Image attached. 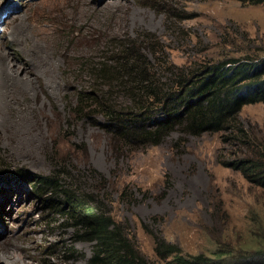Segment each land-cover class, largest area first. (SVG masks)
I'll return each instance as SVG.
<instances>
[{
	"label": "rangeland",
	"instance_id": "obj_1",
	"mask_svg": "<svg viewBox=\"0 0 264 264\" xmlns=\"http://www.w3.org/2000/svg\"><path fill=\"white\" fill-rule=\"evenodd\" d=\"M0 15V74L3 66L17 69L27 82L10 86L0 104L5 165L39 176L63 172L69 185L125 228L149 264H177L157 254V239L184 257L219 253L225 264L262 258L264 187L229 163L264 158L263 103L240 113L243 136L175 131L158 146L118 151L104 116L88 119L73 107L79 92L99 86L82 63L101 60L121 42L139 45L138 38L154 35L157 56L144 54L160 64L165 78L170 70L192 71L209 60L263 59L264 4L0 0ZM44 199L29 183L0 178V264H89L94 243L77 238Z\"/></svg>",
	"mask_w": 264,
	"mask_h": 264
},
{
	"label": "trees",
	"instance_id": "obj_2",
	"mask_svg": "<svg viewBox=\"0 0 264 264\" xmlns=\"http://www.w3.org/2000/svg\"><path fill=\"white\" fill-rule=\"evenodd\" d=\"M252 1L264 4V0ZM150 38H138L139 45L116 44L101 60L85 59L81 68L99 86L97 91L78 93L75 115L104 116L107 124L103 128L119 143L117 151L158 146L175 131L191 136L247 134L238 126L239 115L248 105L264 104V58L209 60L192 71L170 70L171 76L165 78L160 64L144 54L146 50L157 56L152 49L159 45ZM229 164L264 187V158L246 157ZM63 174L39 176L27 168L13 169L0 159V178L29 183L35 195L43 196L49 208L76 229L77 238L94 243L89 264H149L125 228L93 197L69 185ZM156 252L161 258L173 257L177 264H225L219 253L184 257L181 249L160 239ZM253 258L251 264H264V255Z\"/></svg>",
	"mask_w": 264,
	"mask_h": 264
},
{
	"label": "bare ground",
	"instance_id": "obj_3",
	"mask_svg": "<svg viewBox=\"0 0 264 264\" xmlns=\"http://www.w3.org/2000/svg\"><path fill=\"white\" fill-rule=\"evenodd\" d=\"M11 8H13V6L10 7V9ZM9 13L11 14V10ZM45 58H46V56H45ZM47 64H48L47 67H43L44 71H47L50 69L51 62L47 63ZM26 83L27 82H24L23 78L22 79L18 78L17 69L10 71V69H7L6 66H3V69H2L1 74H0V104L3 101V99L5 98L6 94L8 93L10 86L15 85V86H19V87L23 88L26 86ZM5 261H6V263L7 262L9 263L8 260H5Z\"/></svg>",
	"mask_w": 264,
	"mask_h": 264
}]
</instances>
